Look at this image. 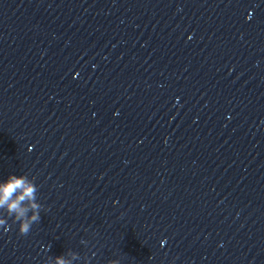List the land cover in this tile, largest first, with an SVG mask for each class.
<instances>
[{"label": "clouds", "instance_id": "9594fccd", "mask_svg": "<svg viewBox=\"0 0 264 264\" xmlns=\"http://www.w3.org/2000/svg\"><path fill=\"white\" fill-rule=\"evenodd\" d=\"M37 193L38 186L27 175L10 174L0 181V227L5 226L10 218L18 224L19 234L27 235L32 225L40 221L43 205L38 202ZM81 243L87 244L83 240ZM80 259L78 253L70 251L65 255L50 257L48 264H74ZM109 264H119V260H111Z\"/></svg>", "mask_w": 264, "mask_h": 264}]
</instances>
